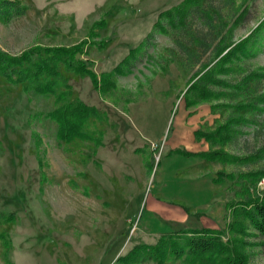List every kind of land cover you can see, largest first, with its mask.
I'll use <instances>...</instances> for the list:
<instances>
[{
    "label": "rangeland",
    "instance_id": "obj_1",
    "mask_svg": "<svg viewBox=\"0 0 264 264\" xmlns=\"http://www.w3.org/2000/svg\"><path fill=\"white\" fill-rule=\"evenodd\" d=\"M180 1L20 0L23 13L0 15L1 50L17 55L34 46L82 43L76 58L86 71L97 78L111 72L113 81L101 92L89 74L59 66L63 79L55 93L67 89L63 102L81 101L98 113L83 125L89 138L63 142L45 115L62 103L55 93L24 91L0 75V264H157L146 254L129 262L117 257L162 232L203 226L224 228L231 251L264 264V237L250 227L227 229L224 203L238 184L210 180L218 170L260 167L264 158L246 165L167 154L176 146L195 148L193 129H212L237 113L247 122L214 146L236 154L264 146V111L212 106L263 91L264 77L220 87L218 100L195 107L186 108L183 98L192 72L211 57L197 38L218 37L246 11L231 35L239 40L263 20L264 0H202L185 26L171 28L159 13ZM261 35L257 46L264 48ZM258 68L264 69V51L235 59L222 76L236 83ZM263 188L260 180L257 189ZM162 264L198 263L182 256Z\"/></svg>",
    "mask_w": 264,
    "mask_h": 264
},
{
    "label": "trees",
    "instance_id": "obj_2",
    "mask_svg": "<svg viewBox=\"0 0 264 264\" xmlns=\"http://www.w3.org/2000/svg\"><path fill=\"white\" fill-rule=\"evenodd\" d=\"M202 0H181L176 5L159 13L160 19H165L171 28L185 26V20L192 8L199 7ZM25 5L20 0H0V15H18L23 13ZM246 11H241L238 17L231 23L224 33L218 37L206 40L198 37V45L204 51L209 50L211 57L201 62L198 68L189 77L186 89L183 92L186 108L195 107L200 103L218 100L222 95L221 88H240L248 79L260 80L264 77V69L258 68L245 73L236 83H231L222 75L230 70V63L235 59L250 58L264 48L258 47V36L264 38V18L246 36L237 41L232 40L234 26L242 19ZM159 24V21L156 23ZM82 43L72 46H34L22 51L20 54L11 55L0 49V75L12 83L22 84L24 91H32L38 94H53L63 79L59 66L76 73H87L92 83L101 92L113 86L111 72H102L100 78L94 73L86 71L84 61L76 58V54L82 51ZM132 55H129V57ZM128 62V57L124 64ZM114 72L123 71L120 65L114 67ZM68 95L67 89L55 93V101L62 103L55 106L45 115L56 122L55 136L57 140L68 142L74 138H89L83 131V125L88 117L98 116L94 106L78 101L75 104L63 102ZM214 107L225 106L235 108L237 111L249 109L252 111H264V90L252 95V97L238 103L217 102ZM247 119L240 114H230L222 122L212 129L193 131L196 140L204 139L211 146L207 150L191 151L182 147H174L167 154H178L184 157H200L209 161H217L227 164H255L264 158V146L243 154L232 153L221 145L232 138V132L238 125L244 124ZM169 123L166 137L171 132ZM153 148L152 154L158 150ZM158 164V161L155 165ZM150 170L154 166V158L149 163ZM264 180V165L240 171L226 172L218 170L211 178L213 183L238 184L239 188L233 190L232 197L225 203V212L231 218L227 229L234 231L250 227L256 233L264 237V188L257 189V183ZM243 182L247 183L243 184ZM245 232V231H244ZM224 228L215 227H186L177 230L162 232L153 243H141L131 247L125 254L117 257L124 262L136 260L146 254L148 257L162 264L168 258H180L185 256L188 260L198 264H250L245 254L240 250L231 251L230 243L223 242Z\"/></svg>",
    "mask_w": 264,
    "mask_h": 264
},
{
    "label": "crops",
    "instance_id": "obj_3",
    "mask_svg": "<svg viewBox=\"0 0 264 264\" xmlns=\"http://www.w3.org/2000/svg\"><path fill=\"white\" fill-rule=\"evenodd\" d=\"M195 129H197V128H195ZM195 129H193L192 130V137H193V139H194V146H195V148H193V149H188L187 147H185V146H182V148H185V149H187V150H191V151H200V150H207L208 149V146H207V141L206 140H204V139H200V140H196L195 138H194V135H193V131L195 130ZM171 131H172V128H171ZM170 134H171V132H170ZM169 134V135H170ZM176 147H179V146H176ZM172 148H174V147H172ZM171 149V148H170ZM171 155H178V154H171ZM178 156H181V155H178ZM182 157H184V156H182ZM184 158H198V159H200V160H206V159H203V158H200V157H195V156H190V157H184ZM209 161V160H208ZM212 178V177H211ZM211 180V179H210ZM212 182V181H211Z\"/></svg>",
    "mask_w": 264,
    "mask_h": 264
}]
</instances>
